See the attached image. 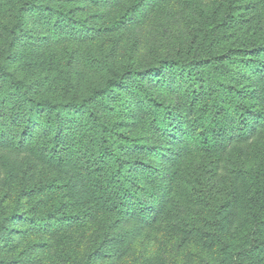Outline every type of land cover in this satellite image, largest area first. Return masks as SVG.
<instances>
[{
	"label": "rangeland",
	"instance_id": "374dc122",
	"mask_svg": "<svg viewBox=\"0 0 264 264\" xmlns=\"http://www.w3.org/2000/svg\"><path fill=\"white\" fill-rule=\"evenodd\" d=\"M140 1L0 0V264H264V130L220 152L185 133L263 66L264 0H144L118 25ZM109 135L143 200L121 212L86 193Z\"/></svg>",
	"mask_w": 264,
	"mask_h": 264
},
{
	"label": "trees",
	"instance_id": "16d2710c",
	"mask_svg": "<svg viewBox=\"0 0 264 264\" xmlns=\"http://www.w3.org/2000/svg\"><path fill=\"white\" fill-rule=\"evenodd\" d=\"M144 0L129 7L123 14L122 19L117 22L118 25L124 24L129 18L137 11L139 6ZM27 7L23 4L20 9L19 21L24 19L27 13ZM263 66L257 71L255 76L247 83L238 85H229L224 91V87L215 90L217 95L216 102L213 105V110L207 109L199 115H192L187 117L185 123V130L187 138L193 141L191 149L193 152L211 151H229L233 148L235 143H244L253 140L260 130H264V49L259 52ZM216 73L221 70L217 68ZM7 76V75H6ZM14 88L19 89L21 82L12 79ZM134 82L140 89L147 101H149L155 108H157L156 119L160 118L163 114L159 112L164 111L165 108L157 103L148 93L146 87L138 77L134 76ZM115 83L110 82L105 89L100 90L101 96L107 93V90L113 88ZM92 95L87 99L86 105L90 104L95 99ZM230 103L229 107L222 104V101ZM224 103V102H223ZM63 123L60 125L62 126ZM107 134V129H106ZM115 137L106 139V145L102 149V157L107 160L112 172L106 175L107 178V191H102L101 187L97 189L99 183H94L89 187V194L94 196V200L99 206H111L118 212L127 210L129 199H132L134 205L141 206L143 200L138 198L130 191L128 187L127 178V161L123 158L117 149L118 141ZM172 175H159L158 172L153 171L151 174L150 184L154 186L152 191H157L160 186ZM256 179L251 180L252 187L255 190L261 189V186L256 184ZM115 184H118L122 191L114 190ZM161 184V185H160ZM258 196V193L256 194ZM82 198L85 194L80 195ZM136 216L148 225V220L144 217L142 211L136 209Z\"/></svg>",
	"mask_w": 264,
	"mask_h": 264
}]
</instances>
